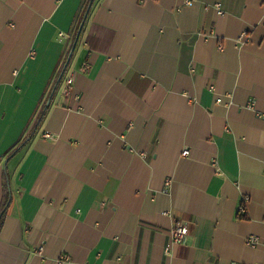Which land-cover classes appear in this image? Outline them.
<instances>
[{
    "label": "crops",
    "instance_id": "0c3cea01",
    "mask_svg": "<svg viewBox=\"0 0 264 264\" xmlns=\"http://www.w3.org/2000/svg\"><path fill=\"white\" fill-rule=\"evenodd\" d=\"M86 1L0 0V264L264 263V0H95L49 98Z\"/></svg>",
    "mask_w": 264,
    "mask_h": 264
},
{
    "label": "trees",
    "instance_id": "16d2710c",
    "mask_svg": "<svg viewBox=\"0 0 264 264\" xmlns=\"http://www.w3.org/2000/svg\"><path fill=\"white\" fill-rule=\"evenodd\" d=\"M94 2H95V0H87V1H86L85 6H84L83 11H82V14H81V18H80L79 23H78V26H77V28H76L75 35H74V37H73V43H72V46H73L74 41H75V39H76V35H77V33H78L79 27H80L81 23L85 20V15H86V12H87V10H88V7H89V5L92 3V6H91V9H92V7H93V5H94ZM91 9H90V11H91ZM90 11H89V13H90ZM86 21H87V19H86ZM111 37H112V35L110 36V38H111ZM87 42H88V44L90 45V47H93V44H92V41H91L90 35L87 37ZM72 46H71V49H72ZM76 48H77V46H76ZM76 48H75V50H74V52H73V55H74V53H75V51H76ZM71 49H70V50H71ZM73 55H72V57H73ZM72 57H71V59H72ZM70 63H71V61H70ZM70 63H69V65H70ZM61 72H62V70L60 71V73H61ZM60 73H59V76H60ZM59 76H58V78H57V81H58V79H59ZM57 81H56V83H55V86H56V84H57ZM61 82H62V80L60 81V83H61ZM60 83H59V84H60ZM54 88H55V87H54ZM54 88L51 90V92H50V94H49V98L53 95L52 93H53ZM45 113H46V109H45V110L43 109V111H41V112L39 113L38 118H37V120H36V122H35V124H34V126H33V128H32V130H31L30 134L25 138V140H24L23 143H27L28 141H30V140L33 138V136H34L35 133L37 132L38 128L40 127L41 122L43 121V118H44V116H45ZM22 145H25V144H22ZM17 149H18V147L15 149V151H16ZM13 153H14V152H13ZM11 198H12V192H11V190H10V176H9V174H8V171L6 170V171H5V191H4V198H3L2 203H1V205H0V229H1L2 225H3V221H4L5 216H6V214H7V210H8V208H9V205L11 204ZM238 215H239L241 218H242V217H243V218L246 217L245 214H244V212H240V211H239V214H238Z\"/></svg>",
    "mask_w": 264,
    "mask_h": 264
},
{
    "label": "built area",
    "instance_id": "2783aa9c",
    "mask_svg": "<svg viewBox=\"0 0 264 264\" xmlns=\"http://www.w3.org/2000/svg\"><path fill=\"white\" fill-rule=\"evenodd\" d=\"M189 3H191V2H189ZM219 5H220V3L216 4L217 7H219ZM60 35L62 36V35H64V33L61 32ZM75 77H76V72L74 71V69L69 68L67 71V74L64 78V84H63V89H62V92L64 94H70L71 89L73 87V84L75 82ZM44 136L46 138H49V139L52 138V134L49 132H45ZM187 152H188V150L186 149L183 152V154L186 155ZM239 211L245 213L246 209L244 206H241ZM187 231H188V227L186 225L177 224L171 231L172 240L173 241H180L185 236ZM262 242L264 243V240L262 238H260L259 236L250 235L249 237H247V244H249L251 246H257L258 244H260ZM67 260H68V258H62L60 262L62 263V262H65ZM219 264H223V263H219ZM261 264H264V263H261Z\"/></svg>",
    "mask_w": 264,
    "mask_h": 264
},
{
    "label": "water",
    "instance_id": "95a60500",
    "mask_svg": "<svg viewBox=\"0 0 264 264\" xmlns=\"http://www.w3.org/2000/svg\"><path fill=\"white\" fill-rule=\"evenodd\" d=\"M91 6H92V3H91V4L89 5V7H88V10H87L86 15H85V20L81 23V25H80V27H79L78 33H77V35H76V39H75L74 44H73V46H72V49H71V51H70V56H69V58H68V61H67L66 64L64 65L63 71L60 73L59 79H58L57 84H56V86H55V88H54V90H53V93L56 91V89H57V87H58L60 81L62 80V78H63V76H64V74H65V72H66V70H67V68H68V66H69V63H70V61H71V57H72L73 52H74V50H75V48H76V46H77V44H78V42H79V39H80V36H81L82 30H83V28H84V24H85L86 18L88 17L89 11H90V9H91ZM53 93H52V94H53Z\"/></svg>",
    "mask_w": 264,
    "mask_h": 264
},
{
    "label": "bare ground",
    "instance_id": "6f19581e",
    "mask_svg": "<svg viewBox=\"0 0 264 264\" xmlns=\"http://www.w3.org/2000/svg\"><path fill=\"white\" fill-rule=\"evenodd\" d=\"M70 51H71V50H70ZM69 53H70V52H69ZM67 61H68V60H66V61L64 62V64H63V68H64V65L66 64ZM63 68H62V71H63ZM69 68H71L70 65L68 66V68H67V70H66V72H65V74H64V76H63V78H62V82H61L62 84H64V78H65V76H66L67 71H68ZM61 83H60V84H61ZM58 86H59V85H58ZM62 88H63V87H62ZM239 210H240V208H239ZM59 262H60V261H59Z\"/></svg>",
    "mask_w": 264,
    "mask_h": 264
},
{
    "label": "rangeland",
    "instance_id": "374dc122",
    "mask_svg": "<svg viewBox=\"0 0 264 264\" xmlns=\"http://www.w3.org/2000/svg\"><path fill=\"white\" fill-rule=\"evenodd\" d=\"M69 56H70V53L67 55V60H68Z\"/></svg>",
    "mask_w": 264,
    "mask_h": 264
}]
</instances>
